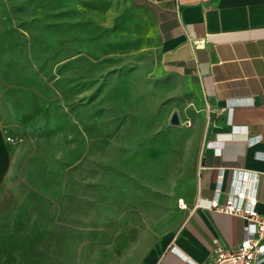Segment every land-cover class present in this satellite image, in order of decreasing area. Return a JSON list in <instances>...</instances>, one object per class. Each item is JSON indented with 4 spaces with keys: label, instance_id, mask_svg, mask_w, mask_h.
<instances>
[{
    "label": "rangeland",
    "instance_id": "374dc122",
    "mask_svg": "<svg viewBox=\"0 0 264 264\" xmlns=\"http://www.w3.org/2000/svg\"><path fill=\"white\" fill-rule=\"evenodd\" d=\"M112 0H0V264H138L196 171L152 52Z\"/></svg>",
    "mask_w": 264,
    "mask_h": 264
},
{
    "label": "crops",
    "instance_id": "0c3cea01",
    "mask_svg": "<svg viewBox=\"0 0 264 264\" xmlns=\"http://www.w3.org/2000/svg\"><path fill=\"white\" fill-rule=\"evenodd\" d=\"M118 26L152 52L166 110L176 112L195 151L188 215L138 264L209 263L217 247L243 237L244 221L206 207L229 190L234 170L256 176V209L264 215V0H112ZM203 40L204 43L199 42ZM0 125V185L11 166ZM260 264H264L262 261Z\"/></svg>",
    "mask_w": 264,
    "mask_h": 264
},
{
    "label": "built area",
    "instance_id": "2783aa9c",
    "mask_svg": "<svg viewBox=\"0 0 264 264\" xmlns=\"http://www.w3.org/2000/svg\"><path fill=\"white\" fill-rule=\"evenodd\" d=\"M203 44L204 41L199 42ZM10 141V138H7ZM256 176L246 170H234L229 190L220 200L219 190L209 200H196L192 209L206 207L221 214L236 216L244 221L241 241L230 249L215 248L214 258L206 264H260L264 261V215L256 209ZM181 208L186 209L185 203ZM191 264H203L191 262Z\"/></svg>",
    "mask_w": 264,
    "mask_h": 264
},
{
    "label": "water",
    "instance_id": "95a60500",
    "mask_svg": "<svg viewBox=\"0 0 264 264\" xmlns=\"http://www.w3.org/2000/svg\"><path fill=\"white\" fill-rule=\"evenodd\" d=\"M169 123L172 125H179L180 121L176 112H173L170 116Z\"/></svg>",
    "mask_w": 264,
    "mask_h": 264
}]
</instances>
